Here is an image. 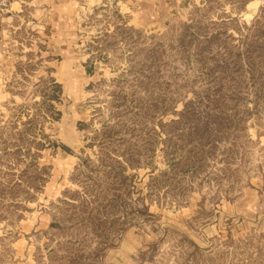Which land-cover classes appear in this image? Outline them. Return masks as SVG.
I'll return each mask as SVG.
<instances>
[{"label": "rangeland", "instance_id": "rangeland-1", "mask_svg": "<svg viewBox=\"0 0 264 264\" xmlns=\"http://www.w3.org/2000/svg\"><path fill=\"white\" fill-rule=\"evenodd\" d=\"M16 1L0 264H264V0H82L81 91Z\"/></svg>", "mask_w": 264, "mask_h": 264}, {"label": "crops", "instance_id": "crops-1", "mask_svg": "<svg viewBox=\"0 0 264 264\" xmlns=\"http://www.w3.org/2000/svg\"><path fill=\"white\" fill-rule=\"evenodd\" d=\"M33 1L39 5L37 11L40 12V16H43V19H40L43 24L38 21L41 23V34L43 35L44 50H41L42 55L46 57L61 56L63 61L60 63L61 66L57 67L54 75L66 86V90L81 91L85 72L80 63V55L77 54L78 51L74 47L73 32L70 28L77 25L73 18L76 16V11L81 10L82 0ZM22 6L20 1H15L9 12L0 16V90L5 86L13 68V56L6 45L11 28L18 22L17 17L22 12ZM73 120L75 119L69 110L64 124L68 126L71 124L72 128L75 124Z\"/></svg>", "mask_w": 264, "mask_h": 264}, {"label": "built area", "instance_id": "built-area-1", "mask_svg": "<svg viewBox=\"0 0 264 264\" xmlns=\"http://www.w3.org/2000/svg\"><path fill=\"white\" fill-rule=\"evenodd\" d=\"M16 0H0V16L7 14Z\"/></svg>", "mask_w": 264, "mask_h": 264}]
</instances>
